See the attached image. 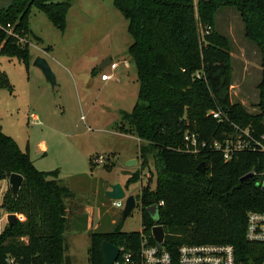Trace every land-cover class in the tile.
Returning a JSON list of instances; mask_svg holds the SVG:
<instances>
[{"label":"trees","instance_id":"16d2710c","mask_svg":"<svg viewBox=\"0 0 264 264\" xmlns=\"http://www.w3.org/2000/svg\"><path fill=\"white\" fill-rule=\"evenodd\" d=\"M73 0H1L0 54L28 60V20L32 8L41 11L60 32ZM128 22L131 43L127 54L134 63L137 100L129 112L120 111L114 129L136 134L141 165L149 161L154 187H140L141 232H122L114 225L108 232L89 233V264H103L100 245L107 241L128 256L125 264H143L141 248L155 246L151 229L164 231L162 251L178 264L183 245L228 244L236 261L261 264L264 244L244 237L246 214L264 212V191L257 184L264 177V154L242 151L224 161L209 146L193 154L186 150L184 133L195 134L207 145L234 134V127L249 129L256 137L264 127L230 101L229 42L212 31L213 16L223 7L233 8L243 26V37L260 53L261 80L257 107L264 114V0H113ZM8 28L16 36L7 34ZM0 88L11 89L0 71ZM219 112L221 120L210 113ZM260 119V117H259ZM205 163L204 171H198ZM23 181L16 197L6 190L0 213L16 220L0 231V264H70L64 236L69 222L66 201L74 193L58 178V170L39 171L29 155L0 127V181L11 174ZM248 173L250 178L241 180ZM163 202V205L158 204ZM157 205L158 220L147 208Z\"/></svg>","mask_w":264,"mask_h":264},{"label":"rangeland","instance_id":"374dc122","mask_svg":"<svg viewBox=\"0 0 264 264\" xmlns=\"http://www.w3.org/2000/svg\"><path fill=\"white\" fill-rule=\"evenodd\" d=\"M212 22V31L224 36L230 46V101L253 117L252 125L264 127V114L257 107L260 53L244 39L241 19L233 8L218 9ZM28 26L41 42L25 37L27 62L0 54V71L11 86L0 88V127L29 155L37 170L57 169L61 184L74 193L65 202L70 227L64 234L67 255L70 264H89V233L108 232L116 224L122 232H141L137 195L141 186L152 189L155 181L152 162L141 165L136 134L114 129L120 111L129 112L138 93L135 66L127 54L132 41L128 22L113 0H73L64 32L36 8L31 9ZM37 57L50 66L54 86L33 66ZM107 58L120 65L117 80L105 86L90 85L102 72L96 71L98 64ZM125 61L128 67L123 65ZM103 71L108 73V67ZM30 115L39 123H32ZM134 159L135 166H126ZM4 181L5 188L0 181V203L8 189ZM116 183L136 200L135 209L124 221L123 206L114 208L104 196ZM6 215L0 213V231L7 225Z\"/></svg>","mask_w":264,"mask_h":264},{"label":"built area","instance_id":"2783aa9c","mask_svg":"<svg viewBox=\"0 0 264 264\" xmlns=\"http://www.w3.org/2000/svg\"><path fill=\"white\" fill-rule=\"evenodd\" d=\"M7 34L16 36L12 32L11 28H8ZM17 37V36H16ZM21 43L25 41L19 39ZM125 67L129 64L127 61L123 62ZM118 62H110L108 67L109 73L102 70L99 74V80L101 82H107L113 80L112 72L118 67ZM213 118L221 120L219 112L210 113ZM31 122L38 124L39 121L36 116L30 115ZM219 120V121H220ZM235 132L232 135L227 136L222 141H214L207 145L205 142H199L195 134L188 132L184 133V142L186 150L190 153L196 154L201 149L209 146L212 150L219 152L222 155L224 161H229L232 156L242 151H257L264 154V135L256 137L249 129H240L234 127ZM253 175V173H252ZM264 191V177L258 180L257 183ZM163 205V202L158 204ZM114 208H121L124 206V200L112 201ZM7 216V215H6ZM6 222V217H4ZM245 239L250 243L264 244V212H248L246 214V225L244 232ZM122 249H120V253ZM141 256L143 264H171L170 255L159 250L155 246H145L143 243L141 248ZM128 262V256L125 254L122 260H118L114 264H125ZM178 264H241L236 261V255L234 247L228 244H202V245H183L178 248ZM264 264V260L261 262Z\"/></svg>","mask_w":264,"mask_h":264},{"label":"water","instance_id":"95a60500","mask_svg":"<svg viewBox=\"0 0 264 264\" xmlns=\"http://www.w3.org/2000/svg\"><path fill=\"white\" fill-rule=\"evenodd\" d=\"M111 60L109 58L105 59L98 67L97 72L102 71L107 65H109ZM33 66L37 67L42 74L44 75L46 81L51 85H55V76L48 65V63L40 57H37L33 61ZM137 164V161L130 160L126 163V166H135ZM205 169V163H200L197 167L198 171H204ZM252 176V173H248L245 175L241 180H246L247 178H250ZM22 177L18 174H11L9 178L7 179L8 183V189L13 197H16L18 190L22 184ZM105 199L107 201H120L124 200V206L121 214L122 221H124L130 213L135 209L136 207V200L133 195H126L123 186L120 183L112 184L109 186V189L105 191ZM158 209L159 207L155 204L152 206H149L146 210L149 213L150 217L154 220H158ZM16 220L15 214H8L6 216V222L9 227H11ZM152 237L155 241L156 247L160 250L164 243V231L161 226H154L151 229ZM100 252L102 256L103 264H114L120 255V248H118L115 245H112L111 243L104 241L100 245Z\"/></svg>","mask_w":264,"mask_h":264},{"label":"crops","instance_id":"0c3cea01","mask_svg":"<svg viewBox=\"0 0 264 264\" xmlns=\"http://www.w3.org/2000/svg\"><path fill=\"white\" fill-rule=\"evenodd\" d=\"M103 61H105V60H102V62ZM102 62H100L99 64H98V66L102 63ZM97 66V67H98ZM120 66V65H119ZM119 66L112 72V75H113V80L115 79V80H117V78H116V72H117V70L119 69ZM108 71H109V69H108ZM105 72V71H104ZM110 72V71H109ZM108 72V73H109ZM94 82H97L100 86H105L109 81H107V82H101L100 80H99V77H97L96 79H94V80H92V81H90V85H92ZM56 170V169H55ZM53 171V170H52ZM58 176H59V173H58ZM1 182H3V184H4V187L3 188H5V185H6V183H5V181L4 180H2ZM68 188V187H67ZM69 189V188H68ZM109 189V188H108ZM107 189V190H108ZM107 190H105V191H107Z\"/></svg>","mask_w":264,"mask_h":264}]
</instances>
